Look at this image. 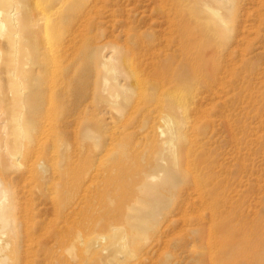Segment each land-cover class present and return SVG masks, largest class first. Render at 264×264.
Listing matches in <instances>:
<instances>
[{"label": "bare ground", "instance_id": "1", "mask_svg": "<svg viewBox=\"0 0 264 264\" xmlns=\"http://www.w3.org/2000/svg\"><path fill=\"white\" fill-rule=\"evenodd\" d=\"M139 1L0 0V55L1 53L9 55L2 65L3 58L0 57V95L2 101L10 96L12 104L10 123L0 127V134L9 136L3 140L4 150H0V169L3 172L12 170L11 177L8 175L10 178L6 181L0 176V264H17L16 260L19 259V229L15 217L19 208V192L24 191L22 188L26 189L24 184L34 173L31 165L34 163L33 158L36 155L38 157L40 152L38 148L44 141L43 136L58 131L62 132L63 136L82 130L87 135L92 132L86 127L81 130L79 119L82 120L81 116L88 112L94 115L96 104L101 102L90 89L98 72L95 53L100 45H97V40L94 41L88 34L93 31L95 23L98 24L97 21L94 22V19H98L94 15L102 12V9L107 8L104 20L107 18L112 28L109 29L111 40L101 45L111 43L113 55L103 56L100 62L105 71L100 80L104 85L103 91L108 98L107 105L110 109H106L107 119H101L97 125L90 127H96L94 130L102 132L107 138L109 133L112 137L113 133L118 134L134 126H146L156 134L160 131L165 136L163 145L168 153L170 166L176 173L167 181V186H171L175 179L180 182L189 178L194 189L203 192L199 180L200 173L191 167L193 150L191 144L195 140L191 135L187 136L189 131L196 130L189 113L194 98L193 91L201 84L205 86L207 74L218 77L222 68L236 65L237 63L231 62L232 59L231 63L229 62L228 56L237 53L242 55V47L249 48L253 44L252 38L259 35L261 31L259 27L264 23V0H251L256 3V7L254 6L256 12L250 17L248 11L249 15L243 23L237 19L241 0H148L146 3L150 9L147 11H151L148 15L144 8L139 9L140 12L129 8L132 3L137 4ZM215 3L217 5H214ZM221 6H225L223 11ZM120 23L122 27L117 28L115 25ZM99 29L102 31V28ZM121 36L125 38L123 43L117 42V37ZM258 49L264 53V45ZM240 63L243 65L244 61ZM172 67L178 69L179 73H174ZM184 71L187 77L181 80ZM110 79L115 83L110 84L108 82ZM113 87L120 89V92H116ZM49 111L58 113L57 125H55L57 121H54L55 124L52 122L57 119L56 116ZM160 111L165 112V115L157 122L155 121L157 115L154 114ZM47 113L54 117H51V122L50 118L49 120L46 118ZM200 115L203 116L201 112ZM107 131L109 133L106 134ZM63 144L69 147L67 140ZM70 158L68 153L63 152L62 167L58 172L49 175L46 172V162L44 160L37 162L36 169L39 174L34 177L35 181L33 180L38 181L39 192L45 189L46 184L51 186L57 184V196L54 201L50 200L49 209L52 208V215L60 218L63 224L57 241L61 243L65 237L68 239L70 248L64 247L65 250L62 251L64 258L74 254L73 246L79 233L76 221L77 199L80 196L79 186H82L79 167L76 166V160ZM115 171V174H118V170ZM144 176V167H140V171L135 175L127 169L128 180H125V186L132 187V181ZM179 186L182 190L188 188L181 183ZM122 187L124 189V186ZM164 202L157 197L150 199L146 211L129 225L131 232L145 231L141 224L150 218H153L155 225L160 205H164ZM27 206L29 208V205ZM164 214L166 217L174 218L176 213L174 208L167 207ZM112 217L117 220L123 219L119 215ZM216 218L218 216L210 207L209 232L213 233L214 238L220 237L225 227L222 221H217ZM68 223H71L72 228L68 227ZM96 225L110 231L111 235H107L106 232L90 231L83 242L87 247H91L92 244L101 245L108 237L110 238L108 246L118 243L117 257H123V253L131 252L126 249L124 236L119 241H114L117 227L112 225L111 221L93 224V227ZM141 239V237L134 239L133 246ZM29 240V236L23 240L25 248L23 264H27V252L31 247L28 244ZM154 240L159 243L162 236ZM206 242L211 243L209 237ZM210 248L212 254L213 244ZM222 253L231 254L230 245L226 246ZM42 260L45 263L46 258L43 257ZM218 260V257L210 255L206 262L224 264ZM221 261L224 259L221 258Z\"/></svg>", "mask_w": 264, "mask_h": 264}, {"label": "rangeland", "instance_id": "2", "mask_svg": "<svg viewBox=\"0 0 264 264\" xmlns=\"http://www.w3.org/2000/svg\"><path fill=\"white\" fill-rule=\"evenodd\" d=\"M144 1L140 0L137 4L135 3L136 5L131 2L133 7L130 3L129 8L131 7L135 12H140L139 9L144 8L148 15L151 12H148L150 9L147 6L148 0ZM255 5V1L251 0L239 2L237 19L240 23L247 18L248 11H250V17L254 16ZM136 6L139 7V11ZM221 8L223 11L225 6ZM101 11L94 15L98 18L94 19V22L97 21L99 25L95 23L96 26L88 35L93 37L94 41L97 40L96 44L100 45L99 52L95 53L98 72L90 89L92 93H95V98L99 97L103 103L96 104L97 109L94 115L88 112L81 116L82 120L79 119L82 125L81 130L86 127L92 131L88 135L82 130L76 131L77 133H67L66 136L59 131L43 136L44 141L40 143L42 148H38L40 150L38 157L36 155L33 158L35 164L31 165L34 173L24 184V188L28 191L22 188L24 191L19 192V208L15 215L19 229L17 264L24 263L23 240L28 236L30 237L28 244L31 247L27 252L29 258H27V264L30 262L31 264H208L206 259L210 255L218 257V262L224 264L235 262L264 264V53L258 49L259 46L264 45V23L263 27L262 25L259 27L261 30L259 35L252 38L253 44L249 48L242 47V55L237 53L228 56L229 62L232 59L231 62L237 63L236 65L222 68L218 77L207 74L205 86L200 83L201 85L193 91L194 98L189 113L190 119L196 125V130L189 131L187 136L191 135L195 140L191 144L193 149L191 167L200 173L199 180L203 186L201 193L200 190L194 189L189 178L180 182L175 179L171 186H167V181L176 173L170 166L168 153L163 145L165 136L160 131L156 134L146 126H134L130 127L132 130L128 128L121 133H113L112 137L107 131L106 134L109 133L107 138L102 132L94 130L96 127H90L97 125L101 119H107L106 109H110L107 105L108 98L103 91L104 85L100 80L105 75L104 66L100 62L103 56L113 55L111 43L101 45L111 40L112 28L107 18L104 20L107 8ZM245 13L248 14L244 15ZM119 25L115 26L121 28V23ZM99 28H102V31H99ZM124 39V36L117 37V42L123 43ZM8 56L7 53H1L0 57L3 58L1 65L5 62V58H9ZM242 61H244L243 65L240 63ZM172 68L174 73H179L178 69ZM186 77L187 74L184 71L180 78L182 80ZM108 82L115 83L111 79ZM113 88L116 92H120L117 87ZM94 95L92 94V97ZM10 99L9 96L2 101L0 95V118H2L0 127L10 123L12 119ZM88 99L91 100V98ZM200 112L203 114L202 117ZM51 113L54 117H58L56 111ZM154 115H157L155 121L158 122L165 112L160 111ZM51 117L54 118L52 114H46L47 120L50 118L49 122L52 120ZM54 121H57L56 124ZM52 122L57 125L58 118ZM6 138L9 136L0 134V150H4L2 143ZM66 140L69 147L63 144ZM74 144L76 146H73ZM63 152L68 153L71 160H76L81 176L80 185H82L79 186L78 196L79 194L80 196L77 199L78 219L76 218V221L79 233L73 246L74 254L69 258L62 256V251L70 248L67 237L61 243L57 241V235L63 229L62 221L52 215V208L49 209L50 202L57 196V184L53 186L46 184L42 193L37 189L38 181L34 182V177L39 174L36 163L41 160L46 162L47 175L58 172L62 167ZM140 167L145 168L144 178L135 179L131 182L133 186L127 188L125 186V180H128L127 169L135 175L140 171ZM116 169L118 174H115ZM0 173L1 178L6 181L11 177L12 170L3 172L0 169ZM152 175L154 177H151ZM103 177L106 179L103 180ZM180 183L187 185L188 188L182 190ZM156 197L165 201L164 205H160L156 216L157 223L154 225L153 218L147 219L141 224L145 231L131 232L129 225L137 221L136 219L149 206L150 199ZM203 200L204 203H202ZM24 202L29 205V208ZM167 207L174 208L176 213L174 218L165 216ZM210 207L218 216L216 220L222 221L225 225L222 235L218 238H214L213 233L209 232ZM113 215L122 216L123 219H114ZM171 217L172 220H170ZM108 221L117 227L114 241H119L124 236L126 249L131 251L123 253V257L116 256V251L119 250L118 243L108 246L110 239L108 237L105 242H101V245L92 244L91 247H87L83 243L90 231L106 232L110 236V231H105L98 225L93 227V224ZM68 227L72 228L71 223H68ZM158 236L159 238L162 236L159 243L154 240ZM140 237L142 239L138 244L136 243L138 246H133V240ZM208 237L210 244L206 242ZM212 244L214 251L211 254L209 249ZM228 245H230L231 254L224 255L222 252ZM43 257L48 259L45 263L42 260ZM221 258L224 261H221Z\"/></svg>", "mask_w": 264, "mask_h": 264}]
</instances>
